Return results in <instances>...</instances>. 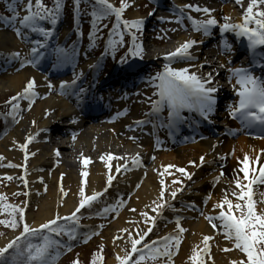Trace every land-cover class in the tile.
Here are the masks:
<instances>
[{
  "label": "bare ground",
  "instance_id": "1",
  "mask_svg": "<svg viewBox=\"0 0 264 264\" xmlns=\"http://www.w3.org/2000/svg\"><path fill=\"white\" fill-rule=\"evenodd\" d=\"M202 1L204 2V0ZM228 1L235 3V8H240L238 10L242 13L238 14L233 8L234 6L230 5L218 8L213 16L219 23L224 22L223 17L225 16L230 18V23L241 22L250 0H241L240 5L236 4L235 0H225V4ZM130 18L144 17H141L139 10H136L131 13ZM1 27L2 24H0V49L5 54L0 59V72L4 73V76H0V94L7 91L14 94L21 92L30 78L35 79L36 85L34 91L37 95L33 98L31 107L28 106V101L23 100L25 112L22 120L0 139V156L4 158L0 160V177L13 176L14 183L9 191L12 194L25 187L20 177H24L28 181L27 222L31 226H38L52 218L57 212L61 216L71 213L78 205L81 187H84L86 195L93 191L102 192L99 202L94 203L92 207L98 211L105 205L118 203L117 200L120 196H131L127 204L119 207L118 218L112 222L105 233L111 243L115 238L121 239L118 240L121 246L115 252L116 255L123 256L126 251L123 245H130V242L127 240L128 233L120 230L128 229L135 237L138 230L148 227L140 213L146 211L149 212L150 216H156V213L151 211V205L152 201L158 199L159 181L162 178L165 180L168 189L183 187V191L178 192L175 199H169L166 191L165 199L174 206L175 211L168 207L163 209L162 217L157 218L150 239L173 234L176 230L175 217L180 216L183 217L180 221L181 225L187 227L189 232L176 259L177 264H188L190 261L188 257L189 253L191 255L192 248H202L203 237L206 235L211 236L212 239L208 242L211 251H209V256L205 257V264H211V257L217 264H229L233 260L242 258L239 252L229 254L222 250L225 249L223 248L226 245L225 241L218 236L205 216L201 215V210L205 215L217 214L220 210L213 209L212 206L221 199L225 189L229 190V198L235 200L231 196V189L234 188L231 181L233 169L239 166L238 158L242 159L244 154H247L250 157V168L259 169L264 165V151H262L264 150V138L242 137L235 143L224 136V126L217 125L219 119L211 115L208 120L203 119L202 121L214 124L213 128H218L217 133L207 132L206 138L202 140L200 139L202 135L197 133L195 137L198 136V139L193 140L192 144L186 148H172L165 135L158 132L155 139L159 138L161 144L160 147H156V143H154L155 158L151 160L149 153L152 149V142L142 140L140 143H134L124 140L126 128L137 120V117L133 120L129 118L131 115L127 110L128 102L113 97L108 98L103 92L104 96L97 100L105 114L103 115L106 119L105 122L88 121L81 116V113L86 112V106L79 110L81 101H89L91 97L95 96L97 89L90 84V79L94 76L91 60L83 59L84 66L75 72H71L73 76L66 79L75 78L78 82L73 88L61 94L60 86L55 82L57 80L49 81L47 79V77H55L54 74L43 75L41 73L49 59V49H41V51H45V56L36 66L20 67L18 60H6V57L11 49L20 51L21 47L24 46L23 42H20L11 31H6ZM148 28H150V24L145 23V29ZM213 28L208 36L201 32L192 37L177 34V44L167 46L159 51L152 50L149 45H145L144 52L150 54L151 60L153 58L160 60L161 55L170 52L165 54L164 50H175L186 40H196L199 43L190 49L193 59L173 63H186L189 69H193L200 76L212 72L213 81H215L222 77L224 72L221 71L217 74L214 71L217 63V54L214 50L215 42L221 44L222 36L221 33L213 35ZM232 35L239 42L245 41L243 37L238 38L234 33ZM29 39L43 38L36 34H29ZM24 43L27 50L30 51L31 44L26 41ZM197 65L202 66L195 67ZM69 75L70 73H65V76ZM61 76L60 74L58 77ZM49 83L53 85L52 88L48 87ZM229 86L239 88V85L232 81ZM80 89H84V91L81 92ZM232 91L234 92V90ZM80 111L82 112L80 113ZM33 121L35 124L32 123ZM187 121L191 122L189 119ZM222 122L226 127L233 128L234 131L238 130L240 123L239 119H234L227 112H225ZM58 123L61 125L58 126ZM193 124L196 125L194 122ZM188 126H191V123H188ZM177 128L179 131L181 130L180 125ZM29 135L33 136L31 142L27 140ZM74 136L75 139H73ZM172 143L177 142L173 141ZM21 144H27L28 158L26 161L25 150L20 148ZM233 149L235 150L234 153ZM57 153L59 154L57 155ZM108 154H112L114 157L110 161L107 160ZM136 154H139L141 166L133 167L131 160ZM201 155L204 156L202 165L200 164ZM221 156H224L225 159L221 160ZM257 157L259 159H256ZM86 158L87 164L84 163ZM189 161H194L195 164H190ZM125 162H127L129 170L125 171L122 168L120 173H116V165H124ZM221 163L224 164L222 168ZM9 164L21 165V167H9ZM109 165L111 166V174L114 175L110 186L107 185V176L110 174ZM164 165L177 167L168 169V172L161 177L159 173L164 171L162 167ZM56 166L58 169L55 170ZM179 167H183L186 172L191 173V178L182 176L177 171ZM25 169H27V174H25ZM221 170L224 173L223 176H220ZM83 172H86L87 175L82 176L81 173ZM216 177H220L219 182L214 183ZM173 179L182 181V185L180 183L173 185L171 183ZM137 184H139L138 188L136 187ZM61 187L63 192L60 191ZM105 188L106 191H104ZM207 198L208 202L205 205L203 201ZM193 203L195 207H189ZM256 207L259 210L264 205L257 204ZM130 209H135V211H130ZM108 215L113 217L112 212H109ZM165 224H168V229L164 232ZM18 232L1 237L0 247H3ZM112 245L115 244L112 243ZM115 259L110 258L108 264H115Z\"/></svg>",
  "mask_w": 264,
  "mask_h": 264
},
{
  "label": "snow or ice",
  "instance_id": "2",
  "mask_svg": "<svg viewBox=\"0 0 264 264\" xmlns=\"http://www.w3.org/2000/svg\"><path fill=\"white\" fill-rule=\"evenodd\" d=\"M9 15H0V24L10 27L15 35L22 40L31 44L30 51L26 55H21L19 51H13L8 54L7 59L18 60L21 66L31 65L36 66L45 56V51L48 48V41L53 36L51 28L45 26V22L55 25L63 10V0H54L53 6L48 7L44 0H4ZM82 0H74V7L77 17L80 14V4ZM85 3L91 5V28L89 39L94 41L96 34L101 30L100 22L111 16L115 17L113 28L109 32L105 52L108 49L115 51L117 44H123L124 29L142 30L144 21L142 18L128 20L123 18V13L128 8V0H120L119 6L112 3L111 0H84ZM236 4L240 5L241 0H235ZM264 5V0H250L245 9L242 21L239 23H230V18L223 17L224 22L219 23L212 15L213 9L198 5L187 4L184 8L192 9L196 12L205 14V19H194L188 15L187 19L191 21L193 31L202 32L203 35L211 34V29L218 26L222 36V44L225 50L231 51V45L226 39H223L224 33H234L236 37H243L247 41V47L253 58V63H258L264 60V51H258L259 48H264V10L261 7ZM23 11V15H21ZM177 23H182L185 13L183 9L177 10L175 13ZM163 19V18H162ZM29 34H36L43 39H29ZM133 47L129 48L132 56H141L143 48L137 43V35L135 32L130 33ZM118 35L119 40H113L111 37ZM199 43L196 40H186L174 51L166 54L167 63L164 64L163 71L157 72L151 78L153 86L156 89L154 92L155 99H150V111L145 113V119L135 121L137 127H143L148 123H152L156 127V121H160L161 127L175 128L179 124L185 122V112H195L205 120H208L215 111L217 103L216 93L218 85L213 83V73L209 72L205 76L198 75L197 72H190L188 67H173V62L189 61L193 59L190 49ZM53 53L56 56V62H69V52L62 47H55ZM75 54V48L72 50ZM125 58H121L124 62ZM56 66V65H54ZM197 65L195 67H201ZM231 76L235 78V82L239 85L236 90L238 100L235 105L229 106V114L241 121L242 126L252 128L259 126L264 130V78L255 76L247 68H230ZM35 79L30 78L21 92L12 96L7 103L9 111L0 114L5 120L11 117L15 122L20 115V101L26 100L31 102L37 95L35 89ZM75 86V79L71 82L62 81L60 84V92L64 94L66 90ZM49 88L53 85L48 84ZM81 92L84 89H80ZM126 111V110H125ZM166 112V115H164ZM163 117V119H162ZM35 124V121L32 122ZM33 136L29 135L27 140L31 142ZM75 139V136L73 137ZM131 139H135L134 137ZM157 147L160 146L159 138L156 141ZM215 147V146H213ZM21 149L25 150V161L28 158L27 144H21ZM233 149V153H234ZM264 151V150H262ZM59 153H57L58 155ZM112 154H108L107 160H112ZM4 158L0 156V160ZM103 159V157H102ZM154 159V157H153ZM225 159L224 156L220 157ZM256 159H259L258 157ZM87 164V158L84 160ZM133 167L141 166L139 154L132 157ZM190 164H195L194 161H189ZM204 163V156L200 157V164ZM238 168L233 169L231 196L229 198V190L225 189L221 199L213 204V209L220 211L215 214L205 215L201 210V215L211 225L213 229H218L223 233L226 240L231 241L232 247L239 250L243 257L238 260L231 261V264H264V207L259 210L256 205H264V191H260L259 185H264V165L256 168H250V157L244 154L243 158H238ZM9 167H21V165L9 164ZM164 171L159 175L163 177L168 169L176 168L175 165L162 166ZM129 170L127 162L124 165L117 164L115 172L120 173L121 169ZM177 171L182 176L191 178V173L186 172L185 168L179 167ZM110 174L107 176V185L110 186L114 175L111 174V166L109 165ZM251 173V175H250ZM27 174V169H25ZM221 170L220 176H223ZM242 174V175H241ZM86 176L87 173H81ZM8 180L13 177H6ZM220 177L214 179V183L219 182ZM21 181L27 186L28 181L24 177H20ZM160 191L157 200L152 201L151 211L156 213V216H150L149 212H141L140 215L144 218L146 225H151L145 229L138 230L136 236L133 237L128 229H121V232L128 233L127 240L130 242V250L125 251L123 256L117 255L116 259L119 264H173V257L177 254L183 239V233L186 229L181 225L180 221L183 217L176 216V230L173 234L166 235L158 240H146L145 237L153 231L156 225L157 218L162 217V212L165 207L175 211L173 205L165 199V193L168 192L169 199H175L177 193L183 191V187L168 189L164 179H160ZM173 185L180 183L177 179L171 181ZM255 186V187H254ZM139 187V184L136 185ZM107 189L105 188L104 191ZM63 192V188L60 189ZM19 193H13L18 195ZM27 195V193H25ZM79 202L75 209L68 215L61 216L58 212L52 218L40 223L38 226H31L25 220V209L19 205L10 204L7 202V197L4 193H0V211L8 213V219L0 220V224L10 227L13 230L20 228V231L8 242L0 247V264H55V260L62 254V250H71L72 245L65 242L62 238L68 237V241H74L78 238L80 220L83 218L81 209L87 207L92 209L93 204L99 202L102 192L93 191L86 195L84 187L79 190ZM255 196V199H254ZM207 205V199L203 201ZM123 201L113 205H105L100 211L95 214L105 217L109 212L118 211ZM148 207V206H146ZM189 207H195L194 203ZM135 211V209H130ZM79 213V215H78ZM98 227H103L99 225ZM97 232H85L84 242H87L92 235ZM211 236L203 237V247H193L189 260L191 264H205V257L209 256V241ZM140 245V247H137ZM102 249V245L100 246ZM229 251L230 249H222ZM135 254V258L133 255ZM102 259L101 252H96L91 258L90 264H99ZM72 264H79L78 259L73 260Z\"/></svg>",
  "mask_w": 264,
  "mask_h": 264
},
{
  "label": "rangeland",
  "instance_id": "3",
  "mask_svg": "<svg viewBox=\"0 0 264 264\" xmlns=\"http://www.w3.org/2000/svg\"><path fill=\"white\" fill-rule=\"evenodd\" d=\"M111 2L116 4L117 6H119L120 0H111ZM137 3H140V4L137 5ZM128 4H129L128 8L123 13V15L125 17H127V18H129L131 13L136 11V10H139L141 12H146L145 11L146 5L141 0H128ZM236 10H238V9L236 8ZM86 12H88V11H86ZM70 20L71 19L69 18V21ZM69 26H70V24L69 25L65 24L62 28L64 30V27L68 28ZM49 28H51V27H49ZM107 32H108V28L107 27L101 28V30H100L101 34H105ZM85 37H86L85 38L86 40H85V48H84V50H87V53L89 55H92V54L97 55L100 52L103 39L95 38L94 41H92V40L89 39V35L88 34ZM117 37L118 36L116 35L115 36V40L117 39ZM128 41L129 40L127 38H123V44L121 45L123 47L120 50V52L117 54V57L121 56L128 49ZM170 44L167 43L162 48L170 46ZM162 48L161 47L160 48L153 47L152 49L153 50L156 49V50L159 51ZM13 51L14 50L11 49L10 53L13 52ZM165 51H169V50L166 49ZM26 52H27V50L25 48L23 50L24 55H26ZM0 53L3 54V51L1 49H0ZM87 53H83V55H87ZM182 67H186V65H184ZM14 95L15 94L13 92H8V91L5 92V93L0 94V111H6V112L9 111V107L7 106L6 102H8L10 100V98L12 96H14ZM19 103H20V105H22L21 101ZM137 103H139V105ZM148 106H150L149 102L143 101L141 103V102L135 101L133 103V105H132V117H134L133 116L134 114H138L137 116H139V113L136 110L137 107L140 108L141 112H143V111L145 112L147 110ZM21 107H23V106H21ZM22 113L23 112L21 111L20 114H22ZM3 127H4V124H0V131L3 129ZM234 135H235V138H233L232 141L235 142V143H237L238 139L242 138V136H243L242 132L235 133ZM186 145L187 144L180 145L177 148H186ZM56 169H58V166L55 167V170ZM8 176L13 177L12 175H7L6 177H8ZM6 177H3V176L0 177V193H4L6 195L8 203L24 207V209H25V220L28 221V217H27L28 209H27V207H28V198L29 197H28L27 188L24 187V188L20 189L19 191H16L15 193H19L18 195H13L12 193H9V191L11 189V186L14 183V178L11 179V180H8ZM258 187H259L260 191H261L262 188L264 189V185H259ZM25 193H27V195H25ZM130 199H131V196H126V197L125 196H120L119 199H118V202L123 201V204H122V206H123L124 203H128L130 201ZM207 202H208V198H207ZM234 202H235V200H234ZM96 212H97V210L94 209V208H92L91 210L90 209H86V211L83 213V219H84L85 225L91 224L93 227H96L97 229H99L98 237H96V238L92 239L91 241H89L87 243V245L80 246V247H78L76 249H73L72 253L70 255H68L67 257L61 259L59 264H72L73 260H77V259L79 261V264H90L93 254L98 252V251L101 252V255H102V259L99 260V264H101V261L103 259H104V264H108V260L110 258H116L117 255H116L115 251L121 246V243L118 241L120 238H115L114 241L112 242L115 245H112V243L110 242L109 237H107V235L105 234L107 229L112 224V222L115 221L114 220L115 218L113 217V218L105 220L104 217L97 216L95 214ZM119 214H120V212H119ZM119 214L117 216H119ZM8 218H9L8 217V213L6 211H0V220L8 219ZM99 225H103V227L102 228L98 227ZM146 226H151V225L149 224V225H146ZM184 228L186 229V231L183 233V239H182L181 245L179 247V250H178L177 254L173 257V264H177L176 259L179 256L181 248L183 247V245L185 244V242L187 240V235H188L189 229L187 227H184ZM9 229H11V228L0 224V238L1 237H5L6 235H8L9 232H7V231ZM167 229H168V224H165L164 228H163L164 232L167 231ZM152 233H153V231H152ZM152 233H150V234H152ZM220 234L223 235V233L222 232L219 233V237H222L224 239V241H225V244H226L223 248L230 249L229 251H226V253L232 254V253L239 252V250H237L234 247H232L231 241L226 240L224 238V235L222 236ZM166 235H163L162 237H164ZM158 238H161V237H158ZM145 239L146 240H150V236L149 237L148 236L145 237ZM101 245L103 246L102 249L100 247ZM123 246L126 249V251L130 250V245L124 244ZM209 251H211L210 247H209ZM189 256H190V253H189ZM211 256H212V254H211ZM115 260H116L115 264H119L117 259H115ZM215 262L213 260V257H211V264H217V262L216 263ZM188 264H191V261H189ZM229 264H231V263H229Z\"/></svg>",
  "mask_w": 264,
  "mask_h": 264
}]
</instances>
